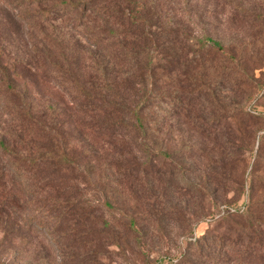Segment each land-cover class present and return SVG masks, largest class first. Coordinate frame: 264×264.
<instances>
[{"label": "rangeland", "instance_id": "1", "mask_svg": "<svg viewBox=\"0 0 264 264\" xmlns=\"http://www.w3.org/2000/svg\"><path fill=\"white\" fill-rule=\"evenodd\" d=\"M126 2L98 3L95 10L119 17L107 22L92 11L99 20L89 22L80 10L64 15L58 0H0V139L27 155L58 139L24 120L30 106L49 126L65 123L74 161H44L36 170L49 192L73 200L57 204L23 185L11 167L16 160L0 151V264H150L162 256L179 258L177 264H240L222 244L237 229L228 218L264 228V0L149 5L156 62L169 61L156 70L154 116L146 123L156 151L150 170L133 131L123 127L125 142H112L95 101L83 112L74 101L79 86L102 85L106 75L118 82L132 71L116 54L124 44L143 45L132 36L143 26L127 25L125 40L96 35L119 28ZM206 36L233 59L201 50ZM16 58L45 66L40 94L13 77ZM184 61H191L187 73L177 67ZM5 75L20 85L24 101ZM125 92L133 104L134 90ZM90 124L106 135L89 133Z\"/></svg>", "mask_w": 264, "mask_h": 264}, {"label": "trees", "instance_id": "2", "mask_svg": "<svg viewBox=\"0 0 264 264\" xmlns=\"http://www.w3.org/2000/svg\"><path fill=\"white\" fill-rule=\"evenodd\" d=\"M102 1L104 0H78L77 2L75 0H58V8L62 9L64 15H66L69 10H80L81 12H78L80 13L81 19L85 18L89 22L99 20L91 13L92 11H96L103 21H115L119 16L114 13H109L107 8L101 6L102 8H100V10H95L96 5ZM126 1L127 6L121 14L122 19L119 20V28L110 26L105 31L96 32V35H103V40L107 41H109V39L111 41L114 38L125 40L128 35V30L125 29L127 25L136 24V26H143V30L132 35L136 38L134 41L138 39L143 40V45H139L137 41L138 44L136 43L135 46L127 48L128 45L124 44V46L122 45L121 47L123 51L116 54L120 63H118V65L126 64V61H128V64L132 63V71L130 72L127 70L122 75V78L124 79L120 80L121 82H117L114 78H109V76L106 75V81L102 85H91L89 89L86 88V86H79V91H77V93L79 92L81 96L75 98L74 101H76L78 105H81L80 108L82 112L91 109L88 104L90 103L89 100L95 101V103H91V106L94 105L93 107L102 112V114H104L107 118L108 124L105 127L106 129H111V131H107V136L112 142H115L116 144H122L125 142V130L123 127L133 131V133H135V138L139 140L138 145L140 146L141 153H143V155L147 158V163H144L142 166L144 167V170H150L153 168L151 166L154 164L152 161L156 160V158H154L156 151L148 146L147 138L149 133L147 132L146 123L150 121L151 115L154 116V112L151 110L154 106V100H151V98H156V70L165 69V62L168 60L158 61L159 63L156 62V51L158 53L160 52V44L156 41V25L152 24L149 9V5L154 6L152 5L153 0H151L150 4H147V0ZM43 12L48 16L52 13V11L48 9ZM202 40L203 41L200 43L201 50L213 53L215 50L217 51V54L219 53L221 58L224 56L229 58V60L233 59V55L224 50L220 41H215L209 36L204 37ZM107 45L111 46L112 44L107 43ZM112 51L114 50L112 49ZM131 54L133 57H129ZM130 58L131 60H129ZM190 62L191 61H184L183 63H178L177 67H185L180 70L187 73L186 68ZM2 65L3 64H0V66ZM104 65L108 67L107 63H104ZM44 67L45 66H41L39 63L33 66L31 63H27L26 61L16 58L13 64V77L17 76V79L29 83L35 88L36 92L40 94V81H42L45 85L48 82L47 75L43 74L42 69ZM1 69L4 73H6V68L2 67ZM20 74L22 75L20 76ZM8 77V88L13 90L16 97L20 98L21 101H24L25 94L21 92L20 85L17 84L16 80L10 78L12 77L11 75H8ZM132 77L136 80L133 83H131L132 80L130 79ZM130 84H132V86H130ZM127 89L134 90L133 96L135 99H133V104L130 105L127 104V98L125 97V91H127ZM74 101L72 102L75 103ZM106 103L108 104V108L105 105ZM23 118L24 120L26 119L28 124H31L32 126H43L48 132L52 133L54 137L57 135L58 139L55 140L50 147L38 149L36 153H31V155L15 153V151L8 146L3 139H0V151L10 154L13 159L16 160L11 162V167L14 172H16L14 174L19 176L23 185L31 187L32 190L37 193H46L50 196V199L53 200L54 203H65L67 205L73 204V200L71 199L68 200V198L63 199L59 196H54L52 192H49L50 189L47 188L46 182L45 185H42L40 183V179L36 175L38 166L44 161H52L54 164L74 162L71 154L69 153L68 145L66 146L65 144L66 134L61 128V126H63L62 124L65 123L49 126L31 112L30 106L25 109V117L23 116ZM155 126L156 122L154 123V127ZM87 129H90L89 133L91 134L96 133L101 137L106 135L104 134V129L96 124H90ZM123 170L125 171V168ZM12 176L14 177V175ZM41 185L42 187H40ZM39 189H41L42 192H39ZM2 211L3 210L1 208L0 212ZM88 217H90V215H88ZM234 217L235 216H232L228 219L237 224V229L235 230L236 232L230 235L228 232L229 236L223 237L225 239L222 244L224 247L227 246L231 251H233L235 261L240 264H264V228L262 229L258 225L255 226L251 220H246L241 223Z\"/></svg>", "mask_w": 264, "mask_h": 264}, {"label": "built area", "instance_id": "3", "mask_svg": "<svg viewBox=\"0 0 264 264\" xmlns=\"http://www.w3.org/2000/svg\"><path fill=\"white\" fill-rule=\"evenodd\" d=\"M179 258L162 256L161 258L155 259L150 264H177Z\"/></svg>", "mask_w": 264, "mask_h": 264}]
</instances>
